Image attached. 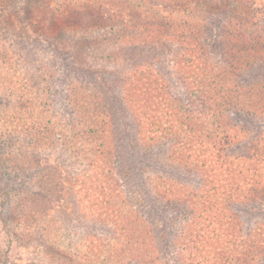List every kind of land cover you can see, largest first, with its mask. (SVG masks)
<instances>
[{
  "label": "rangeland",
  "instance_id": "obj_1",
  "mask_svg": "<svg viewBox=\"0 0 264 264\" xmlns=\"http://www.w3.org/2000/svg\"><path fill=\"white\" fill-rule=\"evenodd\" d=\"M117 2L128 21L109 20ZM137 2L0 0V264H264V116L211 120L204 67L171 61L175 29H205L222 61L228 16ZM133 75L178 111L124 106ZM237 76L262 80L264 63ZM225 120L226 155L206 147Z\"/></svg>",
  "mask_w": 264,
  "mask_h": 264
},
{
  "label": "trees",
  "instance_id": "obj_2",
  "mask_svg": "<svg viewBox=\"0 0 264 264\" xmlns=\"http://www.w3.org/2000/svg\"><path fill=\"white\" fill-rule=\"evenodd\" d=\"M141 1L143 0H139L135 4H139L141 7ZM191 1H194L197 6L195 11L202 10L204 13L215 11L218 13V11L223 10L228 16L225 23L218 29L217 34L220 42L218 48L222 54V59L220 60L222 61H216L213 57L214 53L203 43L202 35H204L205 29H175V33L173 32V36L178 32V44L183 45V49L181 50V54L177 55L178 57H172V64H180L179 61L185 58L187 62L185 69H189L190 72L198 68L196 67L197 64H201L204 67L201 69V73L202 76H205L203 79L206 81L207 88L206 93L203 92L204 96H201L202 101L201 103L199 102V108L206 107L205 111L211 120H214L219 114L229 112L232 109L247 114L257 113L264 116V79H257L248 83H242L236 80L238 73L243 71L244 68H249L254 64L264 63V0ZM154 2L152 1V6H155ZM120 4L122 3L117 2L113 5L112 11L115 12V17L110 18V21H117L120 18V21L126 22L132 18L133 13L128 8H124L123 11ZM135 15L137 17L140 16L138 12H135ZM132 72L133 74L136 73V69L132 70ZM134 77L133 75L127 86L121 89L120 99L124 106L135 108V111H137L142 106L146 109V107L149 108L156 105L158 108L162 101H164L167 107H169L168 110H176L173 109L175 100L171 97L164 99L166 93L159 95L155 86H152L149 90H147L148 85L147 87L143 86V91L137 89L136 84L133 83ZM135 80L138 82L140 75H137ZM100 94L98 91L97 95ZM72 96H74V99L77 98L76 106L79 110L86 108L84 101L87 97L84 93L77 94V96L76 94H72ZM98 98L101 99L100 97ZM104 99L105 97L101 99V102ZM182 106L184 105L182 104ZM183 111L185 112L183 114L184 117L186 116V112L189 111L185 110V107ZM148 113L150 115L151 111L144 112V116H149ZM151 118L154 119V116ZM223 122V129L221 131L220 128V132H218L220 138L216 140L215 137L217 138L218 135L212 133L208 138L212 142L210 145L207 143L206 147L210 146V149L216 150L218 153H225L226 155L227 149L230 146L229 144L233 139L229 135V130L233 126L231 127L226 120ZM258 139L251 141V143H256ZM252 147L256 146L248 147L247 150L250 151ZM225 155L223 156L225 157ZM258 194H262V192H258Z\"/></svg>",
  "mask_w": 264,
  "mask_h": 264
}]
</instances>
